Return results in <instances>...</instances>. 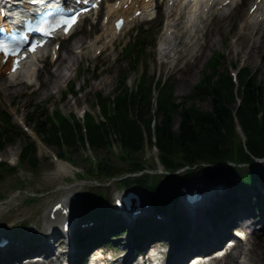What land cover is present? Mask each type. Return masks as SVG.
I'll list each match as a JSON object with an SVG mask.
<instances>
[{
    "label": "rangeland",
    "instance_id": "374dc122",
    "mask_svg": "<svg viewBox=\"0 0 264 264\" xmlns=\"http://www.w3.org/2000/svg\"><path fill=\"white\" fill-rule=\"evenodd\" d=\"M248 2L249 0H243L240 8H238V15L232 22L233 27L229 32L221 30L222 33L220 36L214 35L216 39L223 37L222 44H218L213 48L203 47V44H206V42L201 37L199 40H202L203 43L199 47V51H197L198 48H195L193 52L190 50V52L180 55L179 59L174 63H172V59L164 62L158 54L157 48L162 29H159L157 33L156 47L152 48L151 45L148 46L149 52L146 55L145 68L141 65L138 66L137 58L133 59L131 56L128 58L126 51L123 50L124 45L134 35L133 32L139 28L144 32L149 44L154 43L152 36L156 34V30L163 23V19L161 21L163 12H161V18L153 23L147 24L145 28H143L141 22H135L120 37L116 38L114 45L111 44L106 47V51L98 56L99 58L93 55L92 50L84 49L85 57L83 56L79 65L75 64L73 69L68 72L69 74L71 73L70 81H63L58 87L57 85H51L47 89L43 83V87L40 84H34L32 86L26 84L23 85V91L25 93L21 94L16 92V89L7 87V77L1 73L0 114L2 111L6 114H11V127L9 128V132L14 141L0 150V159L7 162L16 160L21 148L33 142L28 137V132L23 129L22 122L25 126L28 125L33 130L38 123L45 121L48 113L54 112L57 109L67 116L76 114L78 117H81L82 109L84 108L91 112L94 111L96 113L95 116L100 118L97 94L113 98L121 92L124 93L126 91L124 86H132L139 77V72H143V70L149 77L156 75L160 79L172 80L175 84V97L178 103L184 102L182 101L183 98L192 93L194 86L200 82L205 70L208 73L212 72V69L208 68V61L213 54L218 52L224 54L223 63L218 67L220 72L228 69V67L231 68L232 65L248 66L255 73L258 82L264 84V46H261L260 50L256 49L252 53L251 59L247 60H245L244 54L238 55L234 47L238 40L237 36L233 38L235 35L234 29L238 27L245 15ZM102 25L103 22L97 23L96 16H93L91 20H86L81 23L77 29L76 36L69 43L65 42L63 44V57H68L69 49L76 48L77 40H82L83 42L87 40L88 43L86 44H89L94 37L102 34L104 32ZM241 40L239 38L237 42L240 43ZM243 42L246 45L244 46V50H247L252 45L249 39H245ZM256 45L258 46V44ZM48 60L43 64H39L44 83L48 81L47 63H53L50 59ZM64 72L66 73L67 70H64ZM126 76L128 78L124 82L122 79ZM102 78L107 80L106 84L101 85L99 83ZM73 83L76 84L75 93L68 91ZM34 90L35 92H33ZM189 103L196 104L201 110H210L211 108L209 99L200 100L195 97L193 102ZM155 108L156 106L154 105L153 109L155 110ZM178 123L179 115H176L174 130H177ZM1 124L2 121L0 118V126ZM114 135L112 132L109 134V137H114ZM41 136H36L38 143V162L35 167L31 166L28 162H24L19 165L18 171L14 173L9 171V169L5 171V168H0L5 171L0 177V195L1 197H6L5 200H1L0 198V233L10 232L19 235L23 231L20 236L31 238L37 229L41 232L40 226H42L46 217L44 214L45 209L57 200L63 193V190L68 186H70L71 190L79 189L81 191V205L83 203L84 206H89L90 203L97 205L101 199L111 202L116 189L123 187V185L117 184L116 181H104L100 183L97 179L103 181L102 178L105 177L98 176L96 172H86L88 168L92 167V162L96 163L98 160L105 158L112 164L122 165L123 168H127V164L122 163L120 160L122 154L118 143L115 146L112 145L110 151L107 148H102L98 152L95 150L96 153L95 151L90 152L88 149H77V151L72 152L65 149V152H67L66 158L71 161L73 169L68 175H64L58 173L56 161L49 152L51 150L60 153V149L58 146L46 147L41 141ZM145 155L147 164L152 166V169H163L158 163H155L157 151L154 148L148 149ZM12 157L14 159H11ZM259 166H264V163H259ZM241 171L247 172V168L242 166L238 173ZM155 173L158 172L156 171ZM162 173L163 171L161 170L160 174ZM167 180L164 176H159V183L164 185ZM207 183H211V181L208 180ZM19 188L23 191L19 192ZM30 195H34L35 198L30 200ZM171 241L175 243L177 240L175 238ZM247 249L252 252L260 251V249L264 251V230L256 232L252 240L243 247V250ZM231 258L222 260L216 264H227ZM254 264H264V262L259 261Z\"/></svg>",
    "mask_w": 264,
    "mask_h": 264
},
{
    "label": "trees",
    "instance_id": "16d2710c",
    "mask_svg": "<svg viewBox=\"0 0 264 264\" xmlns=\"http://www.w3.org/2000/svg\"><path fill=\"white\" fill-rule=\"evenodd\" d=\"M220 64L221 56L216 58L214 68ZM216 68L214 75L218 76L215 80L213 75H205L194 88L197 97L210 100V110H201L196 104L189 103L193 102L190 101L192 97L178 103L170 84L157 85L159 95L154 110L152 85L144 79L134 94L126 91L114 100L99 95L105 122L88 116L83 125L75 118L69 120L57 112L54 116L47 114L45 121L37 124L36 131L45 141L57 144L62 150L64 145L77 150L89 144L97 152L102 148L111 150L113 140L109 134L113 132L114 141L124 152L120 160L127 168L112 164L107 158L92 165L98 176L108 178L144 170L145 146L155 145L161 163L173 175L166 185L158 182V174H144L135 182L152 195L157 209L166 212L170 199L176 197L178 184L194 176L206 175L238 187L246 186V181L253 179L264 183V166L253 165L256 158H264V84L258 83L257 77L244 68L238 76L240 85L235 95L230 73L227 70L218 72ZM176 115H179V124L174 130ZM235 118L246 136L245 143L237 134ZM4 122L9 126L8 114H5ZM12 141L9 132L1 129L0 150ZM36 152V144L28 143L23 148L22 161L35 167L38 162ZM227 162L234 165H221ZM242 164L248 166V171L238 174L236 171ZM186 166L189 168L182 174L176 173ZM130 181L127 179L123 183ZM107 206V202L102 201L97 209L106 213Z\"/></svg>",
    "mask_w": 264,
    "mask_h": 264
},
{
    "label": "bare ground",
    "instance_id": "6f19581e",
    "mask_svg": "<svg viewBox=\"0 0 264 264\" xmlns=\"http://www.w3.org/2000/svg\"><path fill=\"white\" fill-rule=\"evenodd\" d=\"M169 1L172 2V5L165 8L164 30L162 33L164 41H160L158 47V54L164 62H168L171 58L176 59L178 55L187 52L193 45L198 44V34L200 32H202L203 36L206 38V44H204L205 47L213 48L218 44H222L223 37L221 39H216L214 35L220 36L222 33L221 30L229 32L232 29V22L238 15V8L241 3L240 0H200L199 3L193 0ZM227 2L229 3L226 4ZM122 4L121 9H116V5H108V15H116L115 17H120L124 14L128 21L133 19L134 14L138 10H142V15L144 16H151L153 14L152 10L150 13L146 12L148 8L152 7V3L147 2V0H124ZM126 4L129 6L127 9H124ZM254 5L257 8L254 11H251ZM214 16L216 19L211 23L207 22ZM205 18L208 20H205ZM107 29L108 31L107 33H104V38L103 35H99L94 40V43L88 45L91 50H94V53L97 49L105 48L109 43H113L118 35L113 28V25L110 26V24H108ZM262 29H264V0H249V7L246 10L245 15L240 21L238 27L234 29L235 35L233 38L238 36V40L239 38L242 39L240 43L236 42L234 46L235 52L238 55L244 54L245 60L251 59L252 53L255 52L256 49L260 50L261 46H264V33L261 35L259 34ZM245 39L252 41V45L247 50H244V46L246 45L243 41H245ZM85 44L86 43L82 40H77L76 48L84 49ZM256 44H258V46ZM76 48L69 49L68 57H62L59 64H51L49 66L48 81L44 83L47 89L51 85H57L58 87L63 81L68 82L71 79V73L69 74L68 72L73 69L75 64L79 65L82 59L80 52L79 54H76ZM32 67H34V65H29L24 72L28 82L33 79ZM64 70H67V72L65 73ZM22 74L23 73L20 75L23 76ZM21 76H10L7 81V87L10 89H16V92L23 94L24 91L21 85L24 81L21 80L17 82ZM99 83L101 85L106 84L107 80L102 78ZM33 135L35 137V134ZM56 165L60 174L68 175L72 172V164L67 161H57ZM62 202L65 207L69 206L66 199ZM46 225L53 226L50 225V222H47ZM53 227L56 229V223ZM245 238H247V236H245ZM70 249L71 246L68 244L65 253L67 251L69 252ZM52 250H54V247H52ZM63 251L64 250H59L58 252H55L53 258L56 260L53 264L69 263L67 261L64 263L59 260L63 255ZM231 252L235 253L227 264H254L259 261L264 262V251L261 249L260 251L252 252L248 249L236 250L234 247ZM120 260V264H127L130 259L128 255H125L120 258Z\"/></svg>",
    "mask_w": 264,
    "mask_h": 264
},
{
    "label": "snow or ice",
    "instance_id": "6c2138e0",
    "mask_svg": "<svg viewBox=\"0 0 264 264\" xmlns=\"http://www.w3.org/2000/svg\"><path fill=\"white\" fill-rule=\"evenodd\" d=\"M61 11H63V9H61ZM61 19L63 20V23H57V27H67L70 30L71 26L77 21L78 14L73 15V16H68L66 18L61 17Z\"/></svg>",
    "mask_w": 264,
    "mask_h": 264
}]
</instances>
